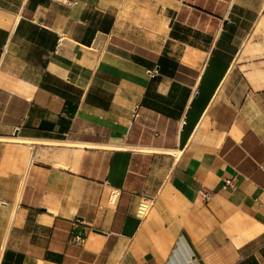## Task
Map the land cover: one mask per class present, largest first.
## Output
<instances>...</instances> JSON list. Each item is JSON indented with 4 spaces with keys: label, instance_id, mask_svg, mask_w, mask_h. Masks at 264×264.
I'll list each match as a JSON object with an SVG mask.
<instances>
[{
    "label": "crops",
    "instance_id": "crops-1",
    "mask_svg": "<svg viewBox=\"0 0 264 264\" xmlns=\"http://www.w3.org/2000/svg\"><path fill=\"white\" fill-rule=\"evenodd\" d=\"M0 264H264V0H0Z\"/></svg>",
    "mask_w": 264,
    "mask_h": 264
},
{
    "label": "rangeland",
    "instance_id": "rangeland-1",
    "mask_svg": "<svg viewBox=\"0 0 264 264\" xmlns=\"http://www.w3.org/2000/svg\"><path fill=\"white\" fill-rule=\"evenodd\" d=\"M74 144L78 143L75 142ZM74 144L70 145V143H61L60 145H54V147H48L46 144L42 145L38 143L37 147L33 148V151H35L33 159L35 162L36 160L40 161L49 167L64 169L70 168L75 170L76 168L73 165L72 158V154L75 152L74 149L76 147Z\"/></svg>",
    "mask_w": 264,
    "mask_h": 264
},
{
    "label": "built area",
    "instance_id": "built-area-1",
    "mask_svg": "<svg viewBox=\"0 0 264 264\" xmlns=\"http://www.w3.org/2000/svg\"><path fill=\"white\" fill-rule=\"evenodd\" d=\"M226 184L232 185V181L230 179H227L226 180ZM118 195H119L118 190L117 189H112L111 192H110V200L111 201L114 200V201H112L114 203L116 201ZM205 197H209V195L206 194ZM153 201H154V196L152 194L147 193V192H142L141 193V199H140L139 204L137 206L136 214L139 217L146 216L149 213V210L151 208V205L153 204ZM76 239L79 242H81L82 236L78 235L76 237Z\"/></svg>",
    "mask_w": 264,
    "mask_h": 264
},
{
    "label": "bare ground",
    "instance_id": "bare-ground-1",
    "mask_svg": "<svg viewBox=\"0 0 264 264\" xmlns=\"http://www.w3.org/2000/svg\"><path fill=\"white\" fill-rule=\"evenodd\" d=\"M14 139H16V140H14ZM14 139H12V140H14V141H19V142H23V143H28V144H31V145H35L36 143L38 144V143H40V144H46V145H60L61 143L60 142H51L50 143V141H46V140H41V141H39V142H36V141H34V140H32V139H29V138H23V137H19V136H15V138ZM3 140V139H2ZM64 143H70V141H66V142H64V141H62V144H64ZM71 145V144H70ZM85 146H88V144H81L80 145V148H83V147H85ZM33 152V151H32ZM176 155H177V157L180 155V151H176ZM80 156H81V153H76L75 154V163H77V161L79 160V158H80ZM33 158H34V154L33 153H31V155L29 156V162H28V164H27V170L25 171V173H24V177H23V181H22V184H21V192H22V190H23V187H24V183H25V180H26V176H27V173H28V169H29V167H30V164L32 163V161H33ZM20 192V193H21ZM20 195V194H19ZM18 198V197H17ZM20 199V198H19Z\"/></svg>",
    "mask_w": 264,
    "mask_h": 264
}]
</instances>
